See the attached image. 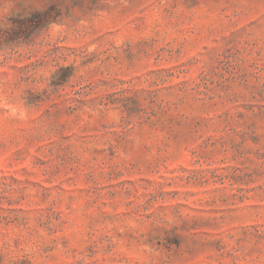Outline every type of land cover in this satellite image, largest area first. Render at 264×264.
<instances>
[{
	"label": "rangeland",
	"instance_id": "1",
	"mask_svg": "<svg viewBox=\"0 0 264 264\" xmlns=\"http://www.w3.org/2000/svg\"><path fill=\"white\" fill-rule=\"evenodd\" d=\"M0 264H264V0H0Z\"/></svg>",
	"mask_w": 264,
	"mask_h": 264
}]
</instances>
